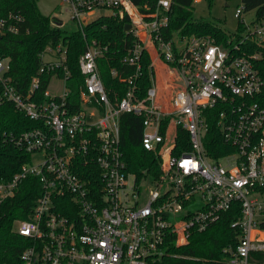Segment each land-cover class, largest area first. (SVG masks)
I'll return each mask as SVG.
<instances>
[{"label": "built area", "instance_id": "1", "mask_svg": "<svg viewBox=\"0 0 264 264\" xmlns=\"http://www.w3.org/2000/svg\"><path fill=\"white\" fill-rule=\"evenodd\" d=\"M60 4L80 29L100 16L126 19L132 40L122 62L132 71L121 76L111 70L126 83L123 95L111 97L97 67L107 47L87 42L78 59L83 85L74 110L63 42L39 54V68L25 92L7 74L10 59L0 57V104L8 101L42 123L0 135V141L29 153L10 179L0 178V206L27 176L41 186L28 217L13 220L12 231L26 240L19 264H159L162 256L191 264L192 256L176 249L188 244L193 230H205L231 209L239 210L231 223L240 231L238 242L224 249L227 259L206 264H264V108L255 100L264 81L257 54L238 52L245 42L264 43V17L246 23L239 6L235 16L242 29L233 33L230 49L207 36L163 37L172 0ZM103 9L110 13L90 19ZM23 22L21 14L0 16V34H17ZM51 24L64 27L59 15ZM144 52L152 76L140 98ZM50 72L40 92L42 76ZM53 76L63 85L51 95ZM123 114L142 118L140 143L154 155L157 170L146 167L138 176L127 169L119 125ZM212 127L231 151L214 145ZM79 159L99 168L97 184L77 173Z\"/></svg>", "mask_w": 264, "mask_h": 264}, {"label": "trees", "instance_id": "2", "mask_svg": "<svg viewBox=\"0 0 264 264\" xmlns=\"http://www.w3.org/2000/svg\"><path fill=\"white\" fill-rule=\"evenodd\" d=\"M141 3L144 0H134ZM154 0H150L153 3ZM194 0H172L168 26L162 31L165 38L178 35H199L213 39L214 43L224 48L231 47L233 33L225 31L217 22L196 18L193 13ZM210 1V0H208ZM244 12L256 11L253 21H260L264 17V0H241ZM9 13L21 14L24 22L17 34H0V57H8L10 68L7 74L12 82L25 92L29 87L32 76L37 73L40 65L39 54L47 45L63 42L66 47V63L70 77L66 85L71 89V99L76 110L79 104L80 86L83 85V75L78 67L79 56L86 49L87 42L97 41L107 49L97 59V67L102 81L112 97L116 92L124 94L126 83L119 80L118 75L126 76L132 68L122 62L127 48L131 43V35L124 30L126 19L113 16H100L85 24L81 29L67 30L64 27L53 26L49 15H43L37 8V0H0V16ZM239 22L237 31H241ZM238 43V40H236ZM231 49V48H230ZM245 54L256 53V68L264 81V43L255 41L245 42L238 52ZM116 70L117 76L111 75ZM141 74L137 80V97L143 98L147 87L151 84V61L144 52L141 58ZM60 75V73H58ZM52 73L42 76L40 92ZM2 86L0 84V93ZM258 104L264 108V87L255 96ZM121 132V150L127 169L138 176L143 169L155 168L157 160L154 155L145 150L140 143L142 118L132 114H123L119 120ZM42 127L38 120L27 118L21 111L8 101L0 104V135L4 132L18 134L24 130ZM214 145L224 147V152L231 151L223 143L221 134L212 127ZM29 161V153L16 147L12 142L0 141V178L10 179L20 166ZM77 173L86 180L99 178V168L91 163H84L79 159ZM94 184L93 182L90 183ZM99 185V184H98ZM41 186L37 178L27 176L18 186L15 194L6 199L0 206V264H19V254L26 243L25 238L12 231L15 218H27L32 212ZM239 217V210L231 209L222 213L221 217L205 230H193L189 242L185 247H178L177 252H187L192 256L191 264H206L208 262L228 258L225 248L234 246L238 242L240 231L231 227V223ZM159 264H185V261L176 257H160Z\"/></svg>", "mask_w": 264, "mask_h": 264}, {"label": "rangeland", "instance_id": "3", "mask_svg": "<svg viewBox=\"0 0 264 264\" xmlns=\"http://www.w3.org/2000/svg\"><path fill=\"white\" fill-rule=\"evenodd\" d=\"M60 3L61 0H37V8L43 15H49L50 17L59 15L64 23V28L67 30L77 29V24L69 20V16L66 13H62ZM239 6H242L241 0H194L193 13L196 18L215 21L225 31L235 33L239 25V19L235 16V12ZM109 13V9L97 10L90 19L100 15H108ZM255 15L256 11L252 10L243 12L241 18H244L245 22L249 23L254 19ZM45 58H49V55H46ZM62 85L63 81L53 76L48 87V93L51 95L59 94L62 90ZM37 159L40 160V157L37 156L35 160Z\"/></svg>", "mask_w": 264, "mask_h": 264}, {"label": "water", "instance_id": "4", "mask_svg": "<svg viewBox=\"0 0 264 264\" xmlns=\"http://www.w3.org/2000/svg\"><path fill=\"white\" fill-rule=\"evenodd\" d=\"M129 29H130V24H125V25H124V30H125V31H128Z\"/></svg>", "mask_w": 264, "mask_h": 264}]
</instances>
